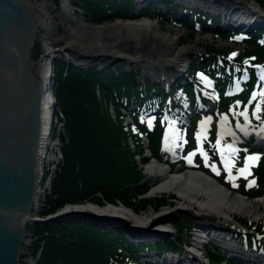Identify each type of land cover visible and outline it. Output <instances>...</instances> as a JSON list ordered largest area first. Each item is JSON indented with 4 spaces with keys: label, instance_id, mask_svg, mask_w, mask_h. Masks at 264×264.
<instances>
[{
    "label": "trees",
    "instance_id": "16d2710c",
    "mask_svg": "<svg viewBox=\"0 0 264 264\" xmlns=\"http://www.w3.org/2000/svg\"><path fill=\"white\" fill-rule=\"evenodd\" d=\"M71 1L83 7L85 14L91 15L90 20L95 23H101L107 18L101 14L106 10V3L119 10L109 17L111 20L127 18L134 9L130 6L133 0ZM255 1L264 8V0ZM187 23L192 21L187 20ZM188 36L193 38L194 33ZM207 49L218 50L212 45H208ZM254 51L264 56V47L256 46ZM67 66V62L61 59L54 73V96L58 111L66 121V134L62 137L63 160L53 180L52 193L47 194L48 210L41 214L53 213L68 203L87 201L100 205L122 203L135 211L146 208L154 198L143 196L145 191L140 182L145 174L136 162L139 153L143 154L146 150L140 147L131 149L130 145L124 144L121 125L112 117L109 105L112 100L109 94L111 89L136 85L140 71L111 66L98 72L97 69L87 71ZM188 89L192 94L191 89ZM153 146L157 154L156 140ZM263 167L264 162L260 169L264 189ZM175 220L182 228L188 223L183 217ZM35 228H40L38 234L41 237L34 254L42 248L36 264H106L113 236L118 235L129 242L122 232L81 222H47L36 224ZM179 242L181 238H161L156 247L169 248ZM131 250H138V246H132ZM209 257L213 261L226 258L218 249L209 250Z\"/></svg>",
    "mask_w": 264,
    "mask_h": 264
},
{
    "label": "bare ground",
    "instance_id": "6f19581e",
    "mask_svg": "<svg viewBox=\"0 0 264 264\" xmlns=\"http://www.w3.org/2000/svg\"><path fill=\"white\" fill-rule=\"evenodd\" d=\"M145 1L142 0V3ZM180 1L207 9L210 8L217 12L221 11L222 13L237 10L242 15L240 18L243 20L249 19L251 21L254 19L257 22H264V14L260 13L259 7L254 3L249 4L243 1L238 2L237 0ZM66 2L65 0L63 3L64 11L60 13V16L71 12ZM52 6L51 3H47L46 1L37 7L35 6L37 11L36 20H42L47 36V39H41L45 44L44 52L35 51L40 55V59L36 60V65H42V74H48L50 88H53L51 76L54 72V66L52 65L57 54L58 57L65 56L66 53L72 54V61L78 65L80 64L83 68L96 67L111 61L120 62L123 60L125 63L133 62L144 68L145 75L150 77H157L158 75L161 79L167 78L169 81L170 78L175 76V72H168V67H177L180 72L187 66L185 64V56L190 53L191 47H179V37L160 29V26L148 17H138L133 20L117 19L112 22H104L102 25L88 24L79 18H73V21L68 23L71 27L67 28L71 31L68 33L71 38L70 41L59 49L55 48V43L57 42L54 38V31L58 27L54 24L56 17L50 13ZM38 7L42 9L39 10ZM158 42L162 46L158 45ZM159 72L161 73L159 74ZM54 97L53 94L46 109V163L39 182L46 176V167L49 166L48 161L55 159L56 165L51 169L53 177L58 170L60 164L59 159L61 158V161L63 160V156L58 157L60 153L57 151V148H60V145L56 142L50 147V137L52 136V132L50 131L52 128L51 125H54L56 121L53 115L55 109ZM166 168L154 160L148 164L144 172L147 177V182L151 186L150 195L152 197L158 195V193L170 194L171 199L166 201L160 210L135 212L123 204L115 205L105 203L100 205L90 201L77 204L68 203L63 209L66 212L79 210L80 212L90 213L94 216L99 215L104 217V219L113 220L114 222L112 224H118L120 221L128 229V233L138 235L139 238L147 240L154 235L169 238L167 235L170 232V228H173V224H170L172 220L168 219L174 212H182L180 210L183 209L189 211L195 210V214L193 213V215L198 225H201V220H206L207 223L204 227H211L212 225L208 223L210 221L218 227L217 229L223 232L231 231L232 225L230 224L236 219L237 214H247L254 219L264 217V209H262L264 206V198L254 200L246 199L237 196L239 194L228 190L217 182L208 180L199 172L180 171L173 173ZM51 179H48L43 198L46 197V191L50 190ZM172 199H175L177 204L173 205ZM44 203L45 201H42L38 215L48 210V206ZM128 223L133 227L129 226ZM152 229L161 232L152 231ZM210 229L213 230L214 227ZM204 231L209 234L208 231ZM213 234V236L220 239V233L215 231ZM204 238L205 233L201 234L196 230L191 232L187 244L192 249H187L184 253L187 259H191V256L200 257L198 258V262H203L202 260L206 256L203 252L200 253L198 249L203 245L201 241ZM35 241L32 236L31 243ZM226 245L225 247H230L231 250L238 251L240 249L239 244L236 243L227 242ZM259 248L264 252V241ZM181 253L173 255V258H182ZM28 264H33V260L31 259Z\"/></svg>",
    "mask_w": 264,
    "mask_h": 264
},
{
    "label": "water",
    "instance_id": "95a60500",
    "mask_svg": "<svg viewBox=\"0 0 264 264\" xmlns=\"http://www.w3.org/2000/svg\"><path fill=\"white\" fill-rule=\"evenodd\" d=\"M33 2L39 0H0V264H25L37 223L106 225L104 217L79 210L62 209L37 219L47 185L39 180L46 163V109L54 88L42 65H36L35 51L47 36ZM112 227L129 234L124 227Z\"/></svg>",
    "mask_w": 264,
    "mask_h": 264
},
{
    "label": "rangeland",
    "instance_id": "374dc122",
    "mask_svg": "<svg viewBox=\"0 0 264 264\" xmlns=\"http://www.w3.org/2000/svg\"><path fill=\"white\" fill-rule=\"evenodd\" d=\"M44 1H46L47 3H51L53 5L52 8H51V10H50V13H51V15H53V16L56 17V20H55L54 24H55V26L58 27V29H55V31H54V38L56 39V42H57V43H55V48H58L59 49L61 46H63L64 44H67L70 41L71 38H70V35L68 33L71 32V31H69L67 28H70L71 27L68 23L69 22H72L73 21V18H75V19L76 18H79V19H81V20H83V21H85L87 23H91L90 19L92 18V16L91 15L85 16L83 14V12H82V9L81 8H78L77 6H74L72 4V1L71 0H66L67 1L66 4H68V8H69V10L71 12L65 13L64 16H60V13H63V11H64V4L63 3H64L65 0H39V2H34V5L37 7L38 5H41L42 2H44ZM177 1L183 3V5H186V6L188 5V6L193 7V8L196 7L199 10L208 11V12H211V13H217V11H213L210 8L207 9V8H204V7H199V6L193 5V4L188 3V2H183V1H180V0H177ZM237 1L238 2H240V1L242 2L243 1L244 3H249V4L250 3H254V4H256L259 7L260 13L261 14H264V10L260 7V5L258 4V2L255 1V0H237ZM66 4H65V6H66ZM38 9L41 10L42 8L41 7L40 8L38 7ZM230 11H233V10H230ZM233 12H237L238 13L237 10H235ZM134 14H136V15L138 14L139 15L141 13H134ZM110 15H112V14H107V16H105V17H107L109 20L106 19L103 22H105V21L112 22V20L109 18ZM160 29H162V30H164L166 32H170L173 35L179 37L180 38V41L178 43V46L179 47H187V46L188 47H191L190 53H188V55L185 56V60H186L185 64L187 66L182 70L183 72L186 71L187 70V67L189 66V64H191V61H192L191 56L194 54V52H197L198 50L203 49L204 48L203 46L206 45L207 43L211 42L212 44H215L217 47H220V49H221V47H225L227 45L225 41L213 39L211 37V35L206 36V37L195 36V38H190L187 35V32L188 31H185V30L184 31L183 30H179L178 31V30L171 29L170 27H165V26L164 27L160 26ZM184 37L187 38L186 39V42H183L182 41V38H184ZM157 44L162 46V44L160 42H158ZM44 45H45L44 42L41 40L36 50L44 52V47H45ZM35 54H36L35 55V60L40 59V55L37 54L36 52H35ZM56 58L58 59V61H60L59 60L60 58L63 59V60H65L66 62L67 61H72V54L66 53L65 56H59V57H58V54H57ZM157 59H155V60H157ZM58 61H56V63L54 62V73H55V66L57 65ZM111 66H114V67H123L127 71L128 70H139L140 71V78L142 80H144V79L151 80L152 79L155 82L156 81L157 82L158 81H162L161 78L158 75H157V77H150L148 75H145L144 68H142L141 65L138 66V65H136L133 62L132 63H125L123 60L120 61V62H118V61H111V63L110 62L103 63L101 65H98L96 67H91V68H83V67L80 66V64L79 65L77 64L76 67L77 68H80L81 67L80 69L83 68V70H87V71L89 69H97V71H100L102 69L105 70L106 68L111 67ZM167 71L168 72H170V71L175 72L174 73L175 76L172 77V78H170V79H176L177 76H180V73H178L179 71H178V68L177 67L170 66V67L167 68ZM160 73L161 72H159V74ZM167 80L168 79L165 78V81H167ZM54 85H55V75H54L53 88H54ZM54 101H55V107H54L55 109H54V111L56 112V121H55L54 125L52 126V128L50 130L52 132V136L50 137V140H51L50 147H52L54 145V143H56V142L60 145V148H57L58 149L57 151H59V153H60L58 155V157L60 158L61 156H63V152L61 150L62 149V137H63V134H66V121H65V119H63V114H60V112L58 111L57 102H56V98L55 97H54ZM136 159H137V163H140L139 162L140 157H137ZM51 160L48 161L49 162L48 163L49 166L46 167L47 168V173H46V176L44 177V179L41 180V182H48V179H51V177H52V171H51V169H53L55 167L54 165H56V163L54 161L55 159H51ZM59 161L61 163V158L59 159ZM153 161H154L153 159H150L144 165L141 166L142 173L145 172V169L148 166V164L150 162H153ZM56 172H55V175L51 179L50 190L49 191H46V197H44L43 200H42V201H45V203H44L45 205H46L47 193H52L53 180H54V178L56 176ZM140 186L145 191V193L143 195L144 197L152 198V199L154 198L153 199V202H151L150 204H148L146 206V208H144L142 210H145V211H148V210L149 211H151V210H153V211L160 210V208L163 207L162 204H164L166 201H168V200L171 199L169 193H158V195L152 197L150 195L151 186H150L149 182H147V177L146 176L143 177V180L140 182ZM237 196H241V195H237ZM241 197H244V198L250 199V200L264 198V196H262V197H254V198H249V197H245V196H241ZM173 198H174V195H173ZM172 201H173V205L177 204V202L175 201V199H172ZM124 206H126V205H124ZM63 208L57 209L53 213H50V214H47V215L40 214V215H38V218L37 219L38 220H46L48 218H51L55 214H57L58 212H60ZM130 209H132V208H130ZM262 209H264V206L262 207ZM142 210L139 209V210H136V212H141ZM180 211H182V212H174L173 215L168 220H173V219H175L177 217L178 218L183 217V218H185L186 220H189V221H193L194 220L195 217H194L193 213H194L195 210L194 211L193 210L192 211L190 210L191 213H189L190 212L189 210H185V209L180 210ZM95 220H97V219H95ZM244 220L245 221L253 220L254 222H258V221H264V218L254 219V218H251L247 214H245V215L237 214L236 219L233 221V223L234 222H236V223L245 222ZM98 221H100V220H98ZM205 221L206 220H201V222H205ZM104 222H106V225L105 226L111 227L112 226V223L114 221L113 220H110V219H106V221L104 220ZM206 223H207V221H206ZM208 223L211 224V225H213V222H210L209 221ZM38 224H40V223H37V225ZM114 224H116V223H114ZM128 224H129V226H131L130 223H128ZM116 226H118V227H125V225L122 222L120 223V221L118 222V224H116ZM131 227H133V226H131ZM39 230H40V228H35L34 229L33 239H35L36 241L35 242H32L31 243V246L29 247V251H28V255H27L25 264H28V262L31 261V259L33 260V264H36L38 258L40 257V254L42 252V248H40L39 252L36 255L34 254V249H35L36 245L39 243V239L41 237V235L38 234L39 233ZM152 231H157V230L152 229ZM157 232H161V231H157ZM190 234H191V232H189L187 230V227H185V229H183L182 227L180 229H178V228L177 229H173L171 227L170 228V232L168 234L169 236L167 235V237H169L171 240H173V239H180L181 238V242H179L178 244H175L174 245V248H176L177 250H179V252H182V251L185 252V250H187V249H192L187 244V241H189ZM158 238H162V237H157V236L154 235L153 237L149 238V240L151 242H153V241H156ZM228 242H230V241L228 240ZM237 244H239V243L237 242ZM202 247H203V245L201 246V248ZM202 252L203 251L201 249L200 250V253H202ZM204 255H206V254L204 253Z\"/></svg>",
    "mask_w": 264,
    "mask_h": 264
},
{
    "label": "snow or ice",
    "instance_id": "6c2138e0",
    "mask_svg": "<svg viewBox=\"0 0 264 264\" xmlns=\"http://www.w3.org/2000/svg\"><path fill=\"white\" fill-rule=\"evenodd\" d=\"M261 80H264V75H261ZM258 95L261 96V97H264V90H262ZM256 97H257V93H253L252 99L255 100ZM237 103H239V102H237ZM260 110H261V107H260L259 104H257L256 108H255V110L253 111L252 114L255 116ZM240 115L247 116V112L246 111L245 112H241ZM257 118H259V117H257ZM149 123H151V121H149ZM237 127H240V125H237ZM232 151L235 152V149L233 148ZM257 159H259V157L256 156V155L248 156L246 158L247 161H254V160H257ZM246 170L247 169H240L239 171L243 173ZM251 183H254V182H250L249 186H251Z\"/></svg>",
    "mask_w": 264,
    "mask_h": 264
}]
</instances>
